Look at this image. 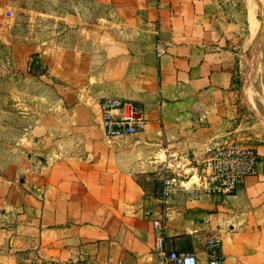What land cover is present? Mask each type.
Returning <instances> with one entry per match:
<instances>
[{"label": "crops", "instance_id": "0c3cea01", "mask_svg": "<svg viewBox=\"0 0 264 264\" xmlns=\"http://www.w3.org/2000/svg\"><path fill=\"white\" fill-rule=\"evenodd\" d=\"M17 1L0 0V20ZM64 1L79 17L87 5L95 10L81 22L73 14L67 35L23 46L47 60L39 75H49L53 96L19 138L34 163L0 167V247L70 264H165L151 224L164 218L165 252H193L207 264L206 240L219 236L223 264H264V123L244 99L241 28L229 5ZM106 96L136 103L145 131L107 139L99 106ZM232 140L259 154L256 173L235 194L160 198L165 160H198Z\"/></svg>", "mask_w": 264, "mask_h": 264}, {"label": "rangeland", "instance_id": "374dc122", "mask_svg": "<svg viewBox=\"0 0 264 264\" xmlns=\"http://www.w3.org/2000/svg\"><path fill=\"white\" fill-rule=\"evenodd\" d=\"M223 1L241 28L236 40L237 53L250 93L246 94L244 87V99L249 107L255 106L252 109L255 118L262 119L263 124L264 0ZM92 8L87 5V15L79 17L64 0H20L13 5L11 17L0 20V167L10 164L29 168L34 163L33 152L25 150L29 146L19 144V138L23 136L24 125L46 110L53 96L49 75H39L45 72L47 60L29 53L23 46L31 47L39 40L49 41L52 35L54 38L67 35L66 26L72 23L69 18L76 14L75 18L81 22L92 15L95 10ZM0 251L3 254L0 264H70L64 257H53L50 252L38 249L2 245Z\"/></svg>", "mask_w": 264, "mask_h": 264}, {"label": "built area", "instance_id": "2783aa9c", "mask_svg": "<svg viewBox=\"0 0 264 264\" xmlns=\"http://www.w3.org/2000/svg\"><path fill=\"white\" fill-rule=\"evenodd\" d=\"M10 17L11 12L7 11L5 18ZM164 50V43L158 40L157 53L163 54ZM99 106L101 126L107 139L145 131L147 120L133 101L106 96L101 98ZM204 155L198 160L185 154L165 160L161 169L160 198L166 201L181 190L190 194L233 195L248 176L256 173L259 163V154L254 147L236 140L207 148ZM151 224L155 233L153 250L163 255L165 264H198L193 252H165L164 218L153 219ZM206 251L207 264H223L219 236H211L206 240Z\"/></svg>", "mask_w": 264, "mask_h": 264}, {"label": "bare ground", "instance_id": "6f19581e", "mask_svg": "<svg viewBox=\"0 0 264 264\" xmlns=\"http://www.w3.org/2000/svg\"><path fill=\"white\" fill-rule=\"evenodd\" d=\"M252 17H253V16H252ZM253 21H254V20H253ZM253 21H252V23H254ZM245 82H246V81H245ZM247 84H249V82H248ZM247 88H248V87L245 86L246 94L249 93L248 90H247ZM249 90H250V89H249ZM250 91H251V90H250ZM251 92H252V91H251ZM246 94H245V96H247ZM249 94H250V93H249ZM248 100H249V102H250L251 104H253L252 101H251V99H250L249 97H248ZM261 121H262V119H261Z\"/></svg>", "mask_w": 264, "mask_h": 264}]
</instances>
